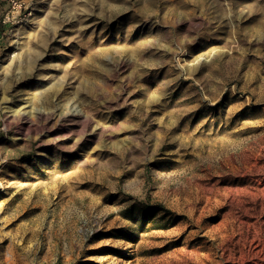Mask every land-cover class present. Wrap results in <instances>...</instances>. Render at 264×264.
Segmentation results:
<instances>
[{
  "label": "rangeland",
  "instance_id": "rangeland-1",
  "mask_svg": "<svg viewBox=\"0 0 264 264\" xmlns=\"http://www.w3.org/2000/svg\"><path fill=\"white\" fill-rule=\"evenodd\" d=\"M0 264H264V0H0Z\"/></svg>",
  "mask_w": 264,
  "mask_h": 264
},
{
  "label": "bare ground",
  "instance_id": "bare-ground-1",
  "mask_svg": "<svg viewBox=\"0 0 264 264\" xmlns=\"http://www.w3.org/2000/svg\"><path fill=\"white\" fill-rule=\"evenodd\" d=\"M129 19H131L130 17H129ZM19 34V33H18ZM21 35V34H20ZM32 35L31 34H26L25 36H22V37H18V38H16V39H14V41H13V43H14V46L16 47V48H19L20 46H21V44H23L24 42H30L31 40H32ZM36 42V41H35ZM12 43V44H13ZM36 43H38V42H36ZM29 44V43H28ZM24 45V44H23ZM40 46V45H39ZM19 53V52H18ZM16 55V54H15ZM18 55V54H17ZM16 55V56H17ZM13 56H14V54H13ZM45 83H49V80L48 81H46ZM55 87H56V90H57V93H59L58 94V96L59 97H61V98H63L64 99V101H65V104H70V102H71V98L70 97H68V96H64V85L63 84H57V85H54ZM64 96V97H63ZM63 104V103H62ZM72 106V105H71ZM68 107H70V106H68ZM81 110V109H80ZM84 110V109H83ZM82 112V111H81ZM84 112V111H83ZM46 113V112H45ZM78 115V114H77ZM80 116V115H79ZM82 116V115H81ZM87 116V115H86ZM82 118H83V116H82ZM76 144V143H75ZM73 145V144H72ZM76 148V147H75ZM66 149H67V147H66ZM69 149V148H68Z\"/></svg>",
  "mask_w": 264,
  "mask_h": 264
}]
</instances>
